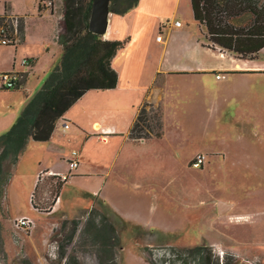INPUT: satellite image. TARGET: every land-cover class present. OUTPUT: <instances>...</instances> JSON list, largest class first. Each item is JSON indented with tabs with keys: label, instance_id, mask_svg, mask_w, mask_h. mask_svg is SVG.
I'll return each instance as SVG.
<instances>
[{
	"label": "rangeland",
	"instance_id": "obj_1",
	"mask_svg": "<svg viewBox=\"0 0 264 264\" xmlns=\"http://www.w3.org/2000/svg\"><path fill=\"white\" fill-rule=\"evenodd\" d=\"M6 2L17 28L18 21L26 22L24 13L41 14L43 3L0 0V15L6 12ZM169 3V14L161 18L166 27L158 37L163 46L171 50L174 45L177 51L167 54L165 67L179 57L180 68L196 69L179 75L160 72L153 80L151 98L164 108L163 135L154 136L161 111L159 103H150L145 114L152 132L145 126L131 134L135 141L147 142L135 144L130 171L111 166L114 144L88 143L82 169L95 175L72 177L52 213V208L40 213L32 204L40 163L66 162L82 143L70 130L60 131V147L50 154L44 143L31 142L7 186L3 201L7 206H0V264H73L72 256L81 264H99L93 246L83 244L82 231L94 216L88 210L96 198L92 194L105 199H97L96 214L116 228L122 247L120 264H204L210 255L214 264L218 259L220 264H264V50L249 60L213 51L207 47L204 28L194 19L191 1ZM176 19L184 23L179 34L172 33L174 27L167 23ZM50 20L43 18L39 27L47 32ZM30 32L39 34L37 29ZM15 47L0 44L1 65ZM18 56L28 71L31 66H24L22 60L29 57ZM200 62L214 68L207 70L214 73L203 74L197 69ZM232 69L246 73L229 74ZM218 72L225 76L218 78ZM46 79L29 92L21 88L1 92L0 114L14 111L17 120ZM199 153L206 155V161L195 167L192 160ZM47 181L48 174H42L37 195L52 205L57 184ZM221 200L233 204L225 214L218 209ZM18 212L32 216L35 224L17 226ZM74 219L80 220L77 229ZM136 223L140 228L133 227ZM197 245L206 247L194 252ZM64 251L67 257H61Z\"/></svg>",
	"mask_w": 264,
	"mask_h": 264
},
{
	"label": "trees",
	"instance_id": "obj_2",
	"mask_svg": "<svg viewBox=\"0 0 264 264\" xmlns=\"http://www.w3.org/2000/svg\"><path fill=\"white\" fill-rule=\"evenodd\" d=\"M190 1L194 19L205 28L206 37L211 43L209 47L230 51L245 59L255 58L264 49V0ZM93 2L94 0H63V15L57 31V40L63 48L61 61L26 104L16 122L9 130L0 134V206H7L6 201L3 204L5 193L29 141L49 140L58 121L88 90L111 89L118 84L119 73L113 66V60L128 40L105 39L102 34L90 29ZM139 2L140 0H111L110 10L125 14ZM9 8L6 2V12L0 15V44L1 39L6 36L10 40L7 45H16L17 26ZM18 23L20 33L24 26L21 22ZM24 80L25 78L20 81L17 89L23 88ZM147 104L151 106L150 103H144L130 134L133 135L135 130H144L145 126L152 132L150 124H146ZM158 109L161 112L158 114V131L154 134L155 137H161L164 133V108L160 105ZM141 121L145 123L141 124ZM43 173L39 176L38 185ZM50 176L56 180V194L59 195L64 182L57 175ZM32 204L40 211H49L52 207L41 206L36 200V192ZM95 208L90 210L94 216L88 220L82 231L85 237L83 244L93 246L99 264H120L118 255L122 247L116 228L105 216L98 218L96 213L99 211ZM73 221L76 223V229L79 228L80 220ZM138 225L140 224L136 223L133 227L140 228ZM205 247L197 245L192 250L201 253ZM67 255L64 251L61 257ZM72 257L74 259L70 257L69 260L73 264H81ZM206 261L204 264H214L211 255L207 256ZM216 264H220L219 259Z\"/></svg>",
	"mask_w": 264,
	"mask_h": 264
},
{
	"label": "crops",
	"instance_id": "obj_3",
	"mask_svg": "<svg viewBox=\"0 0 264 264\" xmlns=\"http://www.w3.org/2000/svg\"><path fill=\"white\" fill-rule=\"evenodd\" d=\"M50 1L52 2L51 5L46 4L44 1L42 3L44 6L42 4L40 5L41 14H38V12L24 13L26 22L23 25V31L19 33V28L16 30L17 44H6L7 46H16V49L15 51L13 50V52L8 51L6 53L3 59V62H5L4 65H1L0 63V72L11 70L22 72V79L25 78L22 84L24 89H22L27 92L30 90L32 91L31 88H35L42 84L48 74H50V72H52V70L59 64L63 54V48L57 40L59 20L63 15V0ZM168 4H170L169 0H140L137 6L125 14L110 13L109 26L107 32L103 35L104 38L128 40L125 47L118 52L113 60V66L119 73L117 86L111 89L88 90L67 110L63 118L58 121L57 127L49 140L36 141L31 139L28 145H30L31 142L44 143L48 146L47 154L56 152V149L60 147V138H62L60 131L63 130L64 132H67L70 130L71 136L75 139H79L82 143L81 148H77L79 150L80 165L74 174L78 175H73L72 177L78 176L84 178L85 176L95 175L93 172L88 173L89 171L82 169L85 163L84 158L85 153L87 152L86 148L88 143H93L94 145L102 143H104V145L114 144L111 166H117L119 169L130 171V164L136 158L135 144L137 142H147L146 140L142 142L135 141L130 134L131 128L139 113L140 106L146 102L154 104L159 103V105H162L161 102H156L151 98L153 80L160 74V72L179 75V73L188 74L190 73L189 70L196 69L194 67L180 68L179 57H176L173 61H168L169 64L172 65L165 67V62L168 58L167 54L173 51V49L174 52L177 51L175 48L176 46L174 45L171 50L163 46L165 42L159 41L158 37V35L163 32V28L166 27L164 23H162L161 18L169 14ZM37 15L40 18H34ZM46 17L51 19V29L47 32L39 27L42 19ZM35 21L37 23H35ZM174 22L175 20L167 21L169 25L174 27L172 33L179 34V30H182L184 25L180 27L175 26ZM33 24L34 28L32 29ZM35 29L39 32L37 36L30 32ZM209 45L207 47L213 51H218L219 53L229 52L235 57L240 58L230 51H225L219 48L214 49L209 47ZM18 55H23L24 57H29L31 59L32 65L28 71L20 65ZM258 55L255 58H248L246 60L256 59ZM197 66V69L202 70L203 74L214 73L211 71L207 72V70H213L214 68L208 69L205 65H201V62ZM193 73L197 74V72ZM238 73L246 72H241L235 69L229 71V74ZM32 75L37 77L34 78V85H32ZM15 90L18 89L9 90L0 88V93ZM137 90L138 97L135 96ZM16 117L17 113H14V111H7L4 114H0V132L9 128L15 122ZM64 119L71 122L70 128H63L62 123ZM71 136H69V139H71ZM33 145L36 147V144ZM62 159H64V157H62ZM69 159L66 162L57 160L51 165L46 162H41L37 175L40 176L41 172L45 170L44 173L48 174V184H56V180L50 179V175L52 173L68 172L70 168ZM38 179L36 177L32 189L34 190L35 185L37 186L35 190L36 195L39 193L38 190L41 186V184H37ZM69 180L64 182L59 195L56 194L57 200L51 205L52 207L47 205V199L44 196L38 197V194L36 200L43 207H51L53 209H51V213L57 211L60 204L59 200L61 192ZM92 195H96V198L94 199L93 206H90L88 210L97 206L98 198L103 199V201L105 200L100 197V194ZM105 203H107V201H105ZM107 204L110 205V203ZM110 206L116 210L112 205ZM37 210L40 212V209ZM21 216H29L33 218L25 212H18L15 214V217L17 218Z\"/></svg>",
	"mask_w": 264,
	"mask_h": 264
},
{
	"label": "built area",
	"instance_id": "obj_4",
	"mask_svg": "<svg viewBox=\"0 0 264 264\" xmlns=\"http://www.w3.org/2000/svg\"><path fill=\"white\" fill-rule=\"evenodd\" d=\"M46 4L51 5L52 2L49 0H43ZM175 26H183L184 23L179 20L176 19L174 22ZM1 42L3 44H8L10 42L9 38H7L6 36L3 37L1 39ZM22 64L24 66H31L32 65V61L30 58H24L22 60ZM22 72L17 71V70H11V71H3L0 72V88H4V89H17L20 86V81L22 79ZM224 76V74L222 73H218L217 77L220 78ZM63 128L64 129H68L71 126V122L64 119L63 123ZM206 161V155L203 153H199L195 156V158L192 160V163L195 167H201L202 165L205 164ZM80 165V159H79V151L77 149L73 150V154L71 156V158L69 159V171L62 173V172H58V173H52V175H57L59 176V179L63 182H66L67 180H69L73 175L75 170L79 167ZM44 174V173H43ZM35 224V221L33 218L29 217V216H21L18 217L16 219V225L19 227H26V226H33ZM225 254L224 251L221 250V255ZM246 260V259H244ZM250 261V260H247Z\"/></svg>",
	"mask_w": 264,
	"mask_h": 264
},
{
	"label": "water",
	"instance_id": "obj_5",
	"mask_svg": "<svg viewBox=\"0 0 264 264\" xmlns=\"http://www.w3.org/2000/svg\"><path fill=\"white\" fill-rule=\"evenodd\" d=\"M111 0H94L92 14L90 18V29L94 32L104 35L107 32L109 26V16L112 12L110 10ZM233 208L231 202L224 200L219 201V212L225 214L227 211Z\"/></svg>",
	"mask_w": 264,
	"mask_h": 264
}]
</instances>
